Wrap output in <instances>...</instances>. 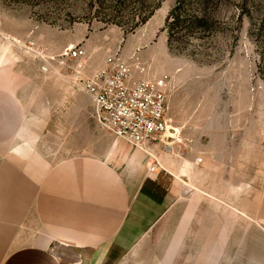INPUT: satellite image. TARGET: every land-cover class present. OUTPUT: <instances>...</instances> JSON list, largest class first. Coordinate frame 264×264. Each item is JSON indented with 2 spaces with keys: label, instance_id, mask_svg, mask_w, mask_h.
Masks as SVG:
<instances>
[{
  "label": "crops",
  "instance_id": "obj_1",
  "mask_svg": "<svg viewBox=\"0 0 264 264\" xmlns=\"http://www.w3.org/2000/svg\"><path fill=\"white\" fill-rule=\"evenodd\" d=\"M2 43L0 264H264V186L255 198L198 145L156 148L151 172L147 150L96 124L91 96L58 62L81 43L91 72L106 39L54 44L47 70L13 62Z\"/></svg>",
  "mask_w": 264,
  "mask_h": 264
},
{
  "label": "rangeland",
  "instance_id": "obj_2",
  "mask_svg": "<svg viewBox=\"0 0 264 264\" xmlns=\"http://www.w3.org/2000/svg\"><path fill=\"white\" fill-rule=\"evenodd\" d=\"M176 2L161 0L135 26L158 0H0V44L14 47L13 62L47 70L59 59L54 44L104 38L99 57L120 49L151 74L169 75L171 125L204 146L227 179L236 169L232 179L256 198L264 186V0H184L186 23L171 47L166 20Z\"/></svg>",
  "mask_w": 264,
  "mask_h": 264
},
{
  "label": "built area",
  "instance_id": "obj_3",
  "mask_svg": "<svg viewBox=\"0 0 264 264\" xmlns=\"http://www.w3.org/2000/svg\"><path fill=\"white\" fill-rule=\"evenodd\" d=\"M59 64L72 71L73 85L93 100V119L96 124L131 145L148 151L154 159L150 171L162 167L154 150L168 153H196L194 139L183 136L171 125L169 95L171 77L155 75L148 66L126 58L120 49L109 50L99 67L87 72V51L82 45H70ZM196 157V162H201Z\"/></svg>",
  "mask_w": 264,
  "mask_h": 264
},
{
  "label": "trees",
  "instance_id": "obj_4",
  "mask_svg": "<svg viewBox=\"0 0 264 264\" xmlns=\"http://www.w3.org/2000/svg\"><path fill=\"white\" fill-rule=\"evenodd\" d=\"M160 2L161 0H158V3L155 5V7L152 10H150L148 13H144V15L142 13V15H140L142 16L141 19L139 20L138 23L135 24V26L145 23L153 15L155 9H157L160 6ZM183 6H184V0H177L176 5L172 8L166 20L167 29L169 31L168 42L171 47L173 46V42H174L173 39L174 30L176 29L180 30V27L182 29L183 27L182 24L186 23L185 16L183 15L184 13Z\"/></svg>",
  "mask_w": 264,
  "mask_h": 264
}]
</instances>
